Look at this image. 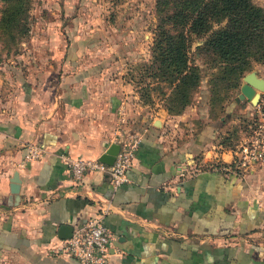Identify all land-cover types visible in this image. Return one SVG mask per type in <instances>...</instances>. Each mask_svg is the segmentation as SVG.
<instances>
[{
  "label": "crops",
  "instance_id": "0c3cea01",
  "mask_svg": "<svg viewBox=\"0 0 264 264\" xmlns=\"http://www.w3.org/2000/svg\"><path fill=\"white\" fill-rule=\"evenodd\" d=\"M58 77L0 90V264H80L57 249L58 229L99 212L111 232L104 264H264V161L233 171L223 122L167 140L150 111L135 113L121 74ZM135 129L125 182L112 188L97 170L72 182L61 154L97 158ZM27 142L42 147L37 159L23 160Z\"/></svg>",
  "mask_w": 264,
  "mask_h": 264
},
{
  "label": "rangeland",
  "instance_id": "374dc122",
  "mask_svg": "<svg viewBox=\"0 0 264 264\" xmlns=\"http://www.w3.org/2000/svg\"><path fill=\"white\" fill-rule=\"evenodd\" d=\"M154 1L30 0L28 31L12 42L0 38V90H14L22 80H28L30 86L34 81L42 84L46 76L53 79L78 68L110 76L121 74L139 98L135 113L150 111L147 122L167 140H189L197 126L208 119L224 123L219 138L226 136L238 142L248 133L255 104L247 99L234 102L233 96L245 72L254 70L264 77V62H250L239 77L220 78L212 57L196 48L205 36L192 35L187 56L199 66L200 79L189 103L178 114L168 113L163 98L169 88L148 76L144 68L150 60L149 47L157 23ZM252 2L264 8V0ZM76 58L82 60L75 62ZM260 97L264 98V91ZM139 132L132 130L127 138Z\"/></svg>",
  "mask_w": 264,
  "mask_h": 264
},
{
  "label": "trees",
  "instance_id": "16d2710c",
  "mask_svg": "<svg viewBox=\"0 0 264 264\" xmlns=\"http://www.w3.org/2000/svg\"><path fill=\"white\" fill-rule=\"evenodd\" d=\"M0 2V38L12 42L28 31L30 0ZM154 12L157 23L144 68L169 88L163 106L170 114L189 103L200 79L199 66L187 56L192 35L205 36L196 48L212 57L220 78L239 77L250 62H264V8L252 0H155ZM218 142L232 148L237 141L224 136Z\"/></svg>",
  "mask_w": 264,
  "mask_h": 264
},
{
  "label": "built area",
  "instance_id": "2783aa9c",
  "mask_svg": "<svg viewBox=\"0 0 264 264\" xmlns=\"http://www.w3.org/2000/svg\"><path fill=\"white\" fill-rule=\"evenodd\" d=\"M254 107L253 121L248 133L234 144L230 150L229 165L236 170H244L257 162L264 161V98H258ZM136 137L122 139L118 150L110 164H105L97 158L71 156L61 154L67 172L74 184H80L84 174L97 170L107 174L108 182L116 188L127 180L126 171L133 158ZM42 153V147L34 142L24 145L23 160L37 159ZM183 174V168H180ZM102 212L86 219L68 238L60 241L57 249L63 251L80 264H104L107 248L111 240V232L102 221Z\"/></svg>",
  "mask_w": 264,
  "mask_h": 264
},
{
  "label": "water",
  "instance_id": "95a60500",
  "mask_svg": "<svg viewBox=\"0 0 264 264\" xmlns=\"http://www.w3.org/2000/svg\"><path fill=\"white\" fill-rule=\"evenodd\" d=\"M200 43V42H199ZM198 43V44H199ZM264 91V78L257 76L254 70L247 71L242 76V81L238 86V92L233 96V101L238 102L241 99H247L251 104H256L260 93ZM118 150V143H110L103 152L97 157L98 160L105 164H110ZM9 186L11 192L17 190L16 173L13 174ZM72 233L70 225H61L58 229L57 236L59 238H68Z\"/></svg>",
  "mask_w": 264,
  "mask_h": 264
}]
</instances>
